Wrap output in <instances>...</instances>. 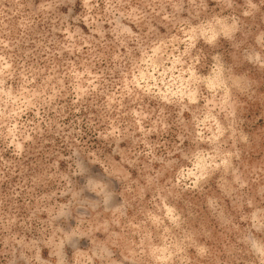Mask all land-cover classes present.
<instances>
[{"label": "rangeland", "instance_id": "obj_1", "mask_svg": "<svg viewBox=\"0 0 264 264\" xmlns=\"http://www.w3.org/2000/svg\"><path fill=\"white\" fill-rule=\"evenodd\" d=\"M0 264H264V0H0Z\"/></svg>", "mask_w": 264, "mask_h": 264}]
</instances>
